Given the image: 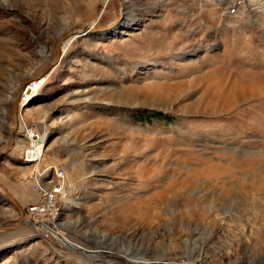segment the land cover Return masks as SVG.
<instances>
[{"label":"rangeland","instance_id":"obj_1","mask_svg":"<svg viewBox=\"0 0 264 264\" xmlns=\"http://www.w3.org/2000/svg\"><path fill=\"white\" fill-rule=\"evenodd\" d=\"M122 1L0 0V264H264V0Z\"/></svg>","mask_w":264,"mask_h":264},{"label":"built area","instance_id":"obj_2","mask_svg":"<svg viewBox=\"0 0 264 264\" xmlns=\"http://www.w3.org/2000/svg\"><path fill=\"white\" fill-rule=\"evenodd\" d=\"M23 157L26 162L40 163L43 159V146L40 143L31 145L24 151ZM54 169L57 176L60 178L65 177L63 169ZM39 196L37 201L31 203L25 209V215L28 223L37 227L39 231L44 232L46 235L55 238L57 241L65 234L61 231L59 219L61 216V207L59 206V197L62 192L60 185L56 186H39Z\"/></svg>","mask_w":264,"mask_h":264},{"label":"water","instance_id":"obj_3","mask_svg":"<svg viewBox=\"0 0 264 264\" xmlns=\"http://www.w3.org/2000/svg\"><path fill=\"white\" fill-rule=\"evenodd\" d=\"M116 2H117L118 7L121 10H125L124 9L125 6L123 5L124 3L122 0H116ZM124 13L125 12H123V11L120 12V18L114 24L109 25L106 28H98V29L91 28L90 30L87 29V32L93 33L95 31H107L109 29L112 30L116 26L120 25V23H121L120 20L124 17ZM79 28H84V27L81 25H77L76 28L70 29L69 31H67V33H65L60 38V40L56 44L55 57H54L51 65L48 67L47 71L50 70L51 68L56 67L60 63L61 58H62V48H61L62 44L66 41V39L68 37H70L75 32L76 29H79ZM26 86H27V83L22 85L21 88L18 90V93L16 95L14 106H13V129H12L11 133L9 134V139H8V144H7L6 149L0 153V160L2 157L6 156L9 153V151L12 149L15 137H16L17 132L19 130V118H20L21 111H22L21 100H22L23 91L26 88ZM0 187L4 190L8 199L15 206V208L17 209V211L19 213L20 219H19L18 223L15 226H13V228H12V229H17L26 223V221H25V218H26L25 210H23V208L18 204V202L13 197V195L3 185L0 184Z\"/></svg>","mask_w":264,"mask_h":264},{"label":"bare ground","instance_id":"obj_4","mask_svg":"<svg viewBox=\"0 0 264 264\" xmlns=\"http://www.w3.org/2000/svg\"><path fill=\"white\" fill-rule=\"evenodd\" d=\"M246 1H250V0H246ZM254 2H255V0H254ZM259 4V3H258ZM94 26V25H93ZM93 26H89V28H88V30H90L91 28H93ZM80 33V32H79ZM84 34H85V31H84ZM88 35V34H87ZM65 43V42H64ZM64 43L62 44V46H61V48H62V51H63V45H64ZM68 45L66 46V48H65V50H64V52L68 49ZM38 84H40V82L38 81V82H36V85H38ZM41 85V84H40ZM27 100H29V99H27ZM23 105V104H22ZM30 136H32V137H34V138H36V141H37V143H40L41 144V141H40V138H39V136L38 135H36V133H34L32 130L31 131H29V133H28V138L32 141V143L33 144H36V141H33L32 140V138L30 137ZM41 148H42V144H41ZM41 161H42V159H41Z\"/></svg>","mask_w":264,"mask_h":264},{"label":"crops","instance_id":"obj_5","mask_svg":"<svg viewBox=\"0 0 264 264\" xmlns=\"http://www.w3.org/2000/svg\"><path fill=\"white\" fill-rule=\"evenodd\" d=\"M30 204H31V203H29V204H26V205H25V209H26V207H28Z\"/></svg>","mask_w":264,"mask_h":264}]
</instances>
